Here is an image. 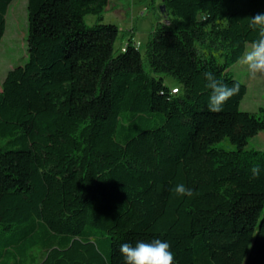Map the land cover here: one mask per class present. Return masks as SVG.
<instances>
[{
    "label": "trees",
    "instance_id": "trees-1",
    "mask_svg": "<svg viewBox=\"0 0 264 264\" xmlns=\"http://www.w3.org/2000/svg\"><path fill=\"white\" fill-rule=\"evenodd\" d=\"M109 3L28 0V61L0 86V264H124L153 239L174 264H264V150L230 71L264 0H163L144 53L133 30L115 49ZM205 72L240 85L220 113Z\"/></svg>",
    "mask_w": 264,
    "mask_h": 264
},
{
    "label": "rangeland",
    "instance_id": "rangeland-1",
    "mask_svg": "<svg viewBox=\"0 0 264 264\" xmlns=\"http://www.w3.org/2000/svg\"><path fill=\"white\" fill-rule=\"evenodd\" d=\"M163 0H110L103 17L104 23H112L119 27L120 34L115 49L120 51L127 42L128 33L135 30V40L141 44L139 49L145 52L147 43L159 21H165L160 14ZM28 0H13L7 13L5 34L0 41V86L8 71L23 66L28 61ZM97 17H86L89 26H93ZM230 71L232 75L246 84L247 93L241 102V109L248 115L256 117V135L251 138L248 148L264 150V122L258 114L264 107V80L251 79L247 72L235 63ZM169 86L179 83L170 76H165Z\"/></svg>",
    "mask_w": 264,
    "mask_h": 264
},
{
    "label": "clouds",
    "instance_id": "clouds-1",
    "mask_svg": "<svg viewBox=\"0 0 264 264\" xmlns=\"http://www.w3.org/2000/svg\"><path fill=\"white\" fill-rule=\"evenodd\" d=\"M248 27L256 33V39L245 45L243 53L236 63L242 67L251 79L264 80V13H257L248 18ZM205 87L210 90L207 108L211 113H220L224 105L235 95L239 94L240 85L234 82L231 87L220 82L212 72L203 73ZM261 167L251 168V178L258 179ZM172 193L177 197H192L193 190L183 183L176 184ZM119 252L124 264H174L175 258L169 242L161 239L137 241L135 245L122 243Z\"/></svg>",
    "mask_w": 264,
    "mask_h": 264
},
{
    "label": "built area",
    "instance_id": "built-area-1",
    "mask_svg": "<svg viewBox=\"0 0 264 264\" xmlns=\"http://www.w3.org/2000/svg\"><path fill=\"white\" fill-rule=\"evenodd\" d=\"M140 44H141L140 42H137V45H138V46H140ZM178 92H179V91H178V88H173V89H172V93H173V94H176V93H178Z\"/></svg>",
    "mask_w": 264,
    "mask_h": 264
},
{
    "label": "crops",
    "instance_id": "crops-1",
    "mask_svg": "<svg viewBox=\"0 0 264 264\" xmlns=\"http://www.w3.org/2000/svg\"><path fill=\"white\" fill-rule=\"evenodd\" d=\"M134 32H135V30H133ZM134 39H135V37H134ZM136 41V40H135Z\"/></svg>",
    "mask_w": 264,
    "mask_h": 264
},
{
    "label": "water",
    "instance_id": "water-1",
    "mask_svg": "<svg viewBox=\"0 0 264 264\" xmlns=\"http://www.w3.org/2000/svg\"><path fill=\"white\" fill-rule=\"evenodd\" d=\"M163 6H161V8H162Z\"/></svg>",
    "mask_w": 264,
    "mask_h": 264
}]
</instances>
